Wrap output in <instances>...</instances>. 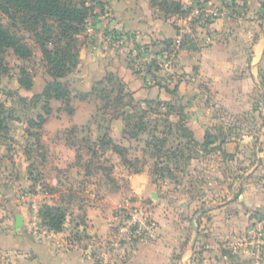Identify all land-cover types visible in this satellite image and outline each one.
I'll use <instances>...</instances> for the list:
<instances>
[{"label":"crops","instance_id":"0c3cea01","mask_svg":"<svg viewBox=\"0 0 264 264\" xmlns=\"http://www.w3.org/2000/svg\"><path fill=\"white\" fill-rule=\"evenodd\" d=\"M96 1V4L92 2V14L76 40L78 62L63 82L70 92L72 112L68 114L60 100L52 99L56 102L50 103L54 116L44 121V135L38 141L41 145L44 143L42 203L60 207L64 212L68 206L74 210L72 214L65 212L61 231L44 230V245L27 237L24 229L18 231L14 226V232L4 231L1 226L5 223L2 221L7 220L6 213L14 207L25 209L20 203L34 201L41 192L16 197L20 187L31 182L24 176L32 156L25 145L17 146L18 149L10 153L6 144L0 142L5 154L10 153L8 156L0 153V264H41L42 258L43 264H99L94 255V244H97V239L109 236L108 222L112 210L126 201L129 193L150 205L156 225L155 236L149 240L141 238L131 248L119 246L115 257L122 254V264H176V257L181 254L178 264L193 263V260L189 262V258L194 237L190 236L189 240V234L179 227L184 219L181 214L184 211L187 216L193 205L179 203L173 198L171 193L176 189L170 187V181L161 177L164 174L156 179L157 174L145 166L136 168L125 164L113 147L124 148L125 157L131 165L132 161L138 160L139 151L144 153L150 141L147 138L141 141L142 147L134 154L131 153L132 145L140 141L141 133L150 130L146 124L152 109H157L152 117H158L152 122L153 134L163 139L164 148H182L187 154L195 143L196 153L188 157L185 155L186 165L198 160H217L219 165L224 166L235 158V142L242 143L248 138L245 134L236 135L235 131L248 129L241 118L253 110L255 92L262 91L259 80L264 75V36L259 37L257 27L230 20L225 16L220 0H180L188 7L197 1L209 9H217L219 17L207 23L191 22V8L184 16L167 19L150 5L149 0ZM172 21L176 22L179 30ZM109 34L116 39L109 40ZM183 35L191 38L197 48L179 49L170 73L144 68L136 71L131 67L127 58L131 48L146 47V54L161 58L159 52L162 45H151L152 39H175ZM106 77L118 79L124 92L131 94L146 112L145 130L137 137L125 133L124 120L115 114L112 104L102 108L103 100L92 94L84 100L79 98L80 94L89 93L100 81H103L104 89H111ZM113 96L114 93L110 92L109 99ZM146 101L151 102L150 106ZM118 109L129 111L127 106ZM97 114L105 119H96ZM15 123L22 127L21 133L15 137L12 135L15 139L22 144L36 142L29 136L27 121ZM183 130L190 137L183 134ZM206 133L213 136L211 145H221L229 157H224L217 150L208 153L204 150L201 144ZM261 137L264 138V134ZM107 154L112 161L122 165L126 175L124 186L111 187L112 183H109V177L113 178L116 169L115 164L103 170L108 171V176L102 170L97 173L90 168L96 159L108 160ZM260 155L261 152L257 155L258 159ZM155 160L162 165V155L155 156ZM95 175L103 177L100 180L102 184L94 179ZM258 206H264V195L255 184L250 183L231 205L218 207L217 210L212 206L204 207L202 211L211 213L212 233L219 234L217 225L221 224L224 214L227 216L232 212L230 221L242 214L243 222H248V211ZM2 211L5 213L3 219ZM20 216L26 224L22 212ZM75 232L79 233L76 238L71 236ZM197 239L200 240V236ZM217 246L213 245L211 252L203 251L198 264H223ZM101 254L104 256L103 252Z\"/></svg>","mask_w":264,"mask_h":264},{"label":"rangeland","instance_id":"374dc122","mask_svg":"<svg viewBox=\"0 0 264 264\" xmlns=\"http://www.w3.org/2000/svg\"><path fill=\"white\" fill-rule=\"evenodd\" d=\"M155 1L160 2L162 0ZM164 1L168 2L169 0ZM220 1L225 8L226 17L244 25L255 26V28L257 27L256 30H259V37L262 34L264 36V0ZM84 2L86 6L91 7L90 12L92 14L94 8L92 2L96 4L98 1L84 0ZM91 14H89L86 19H88ZM0 22L10 34L21 37L30 49V55L23 59L14 55L11 49H7L0 55V117L3 118V123L5 125V128L0 131V142L6 144V148L10 153L18 149L17 146L23 147V145H25L24 147L29 149V151H27L32 156L28 161L26 175L24 176L31 182L28 186H21L17 191L16 197H24L27 193L37 195L41 192V194L35 198L36 200L26 201V204L20 203L25 209L14 207L9 213H6L7 220H1L5 222L1 227L4 231H8V233L14 232V211L19 215H21L22 212L26 224L22 222L20 230L18 231L23 229L26 230L27 237L44 245V230H46L47 227L44 225L39 215L42 206H44L42 203L44 202V143L41 145L38 142L39 138L44 135V123L38 126V115L44 118V99L42 93L46 82L51 80V77L47 73V67L42 58L40 49L34 42L31 34L25 32L18 24H16L15 27L14 23L8 20L2 13H0ZM255 35L256 33L253 34V37H255ZM20 70L25 71L24 76H21ZM24 77L32 82L31 87L28 89L19 87L17 83V79H24ZM67 77L62 78V82L66 81ZM259 84L262 91L257 94L255 92L252 97L253 110L251 112L249 111L241 118L248 129H244V131L240 132L235 131L236 135L245 134L248 138L242 143L235 142V149L237 150L234 154L235 158L232 161L224 163V166L219 165L217 160L213 162L198 160L186 165L185 155L188 157L195 154L197 149L196 146L191 145L186 154L183 152L182 148L176 149L174 146L171 148H164V145L162 146L158 143H154L157 138L152 139L150 137H153V135L154 137H159L158 134H153L154 128L151 127L153 126L152 122L158 119L156 116L152 117L155 114L154 110L157 109H152V113L148 115L149 117L147 120L149 122L146 126L150 127V130L146 131V133H141V136L138 138L140 141H136L132 145L133 151H131V153L134 154L135 150L138 152L142 147L141 141H144L145 138L150 141V146L144 149V153H140L139 151L140 157H138V160L132 161L133 164L131 166L136 168L141 165L147 167L149 171L157 174V177L154 176L156 179L159 178L158 175L161 173L164 174L161 177L165 178V181H170V187L176 189V191L171 193L173 198L179 203H189L193 205V207L189 209L190 212L187 213V216H185L183 211L181 216H183L184 219H182L183 221L179 224L180 230L186 231L189 234V240L190 236L194 237L192 254L189 258V262L193 260L191 264H198L200 254L203 251L211 252V250H214L212 249L213 245H218L217 251L221 254L223 264H264V206H258L248 211V222H243L244 218L242 214L234 217L233 221H230L232 212H229L227 216L224 214L220 220L221 224L217 225L220 235L212 233L213 225L211 222V213L206 210L204 212L202 211L204 207L212 206L217 210L218 207L222 208L231 205V203L246 190L250 183L255 184L260 193L264 195V138L261 137V134H264V75L259 80ZM128 102L129 100L124 101L126 104H128ZM49 103L55 104L56 102L51 100ZM133 114L136 115L137 112ZM49 116H54L52 108L51 113L47 115L46 119H48ZM96 119L102 120L105 118L97 114ZM17 121L28 122L27 131L30 132L29 136H31V138L36 139V142L32 144H25L23 142L24 144H22L19 140L14 138L22 131V127L15 123ZM127 129L130 130V127ZM132 133L136 135L134 130ZM16 142L18 144H16ZM0 151L1 155H10L9 152L5 154L3 147H0ZM259 152H261V158L258 159L257 155H259ZM160 155L163 157V160L160 161L162 165H158L159 161L155 160V156ZM106 157H109L106 161H104V159L94 160L93 163L90 164V166H92L90 168L97 173H100L99 171L102 170V172L108 176V168L111 164H115L116 169H114L113 178L109 177V179H111L109 183L111 182L113 184H110L111 187L117 185L124 186L126 184V175H124L122 165L112 161V158H110L108 154ZM0 165L2 166V160ZM104 169L107 170L103 171ZM218 172L220 173L218 174ZM94 179L102 184V176L95 175ZM128 195L126 200L133 206L142 207L151 220L153 228L152 235H146L143 238L148 240L154 238L156 225L151 216L150 205L145 204L144 200L138 198L136 195L131 193ZM125 202L126 201L122 202L118 207L113 209L112 214H115ZM66 209L65 212L67 211L71 214L74 210L72 206H68ZM110 212L111 210L109 213ZM1 213L3 219L5 213L4 211ZM185 217L188 219L187 223L184 221L186 220ZM191 219L193 222H191ZM109 229L116 233V227L109 226ZM75 234L77 237L79 236L78 232L73 233L71 236L75 237ZM221 234L223 236H221ZM215 235H218L217 239ZM197 236H200V240L197 239ZM134 239L133 237L129 239L127 235L122 237L121 235L117 236L115 234V237H113L111 233L104 239H97V244H94L93 248L95 259L99 264H122L124 260L122 258L123 255L119 254L115 257L118 250L117 248L119 246L131 248V246L136 243ZM113 240H115L116 244H119L118 247L116 244L113 245ZM181 247L183 248V246ZM102 252L104 256H102ZM222 254L224 257H222ZM180 256L181 254H178L176 257V264H178ZM187 261L188 258L185 262ZM43 263L44 258H42L41 261V264Z\"/></svg>","mask_w":264,"mask_h":264},{"label":"trees","instance_id":"16d2710c","mask_svg":"<svg viewBox=\"0 0 264 264\" xmlns=\"http://www.w3.org/2000/svg\"><path fill=\"white\" fill-rule=\"evenodd\" d=\"M149 2L152 7L159 10L167 19L184 16L190 11V7L181 3L180 0H169L168 2L164 0L160 2L149 0ZM194 3L199 2L196 1ZM90 11L91 7L86 6L84 0H0V13L13 22L15 27L16 24H18L25 32L31 34L46 64L47 73L51 77V80L46 82L42 93L45 116L51 113L49 102L52 99L60 100L63 105L62 108L68 114L72 112L70 106V92L64 86L62 78H65L78 62L76 40L85 29L86 18L91 14ZM172 23L175 25V28L179 30V26L176 25V22L172 21ZM173 41L174 39H152L151 45L161 44L162 49L159 54L163 55L165 52H171ZM178 47L179 49L197 48L195 42L185 35L181 37ZM142 48L145 53L146 47ZM7 49H11L13 54L20 59L30 55V49L22 38L10 34L0 22V55ZM153 56L154 57L144 65V69L157 72L159 70L157 55ZM20 74L24 76L25 71L20 70ZM106 81L111 86V89H104V87H102L103 81H100L92 87L89 93L80 94L79 98L84 100L89 94H92L103 100L104 104L102 108H106L112 104L113 109H115V114H119L124 120L125 133L130 137H137L140 132L145 130L144 118L146 112L140 108L139 103L132 98L131 94L124 92L123 84L118 79L106 77ZM17 83L19 87L25 89L30 88L32 85V82L25 77L24 79H17ZM110 92L114 93L112 99H109ZM125 100H129L128 104L124 103ZM146 104L150 106L149 104H151V102L146 101ZM126 106L129 107V111H119L118 108H124ZM135 112H137L136 115L133 114ZM45 116L43 118L41 115H38V126L44 123L43 121L46 120ZM128 127H130V130L127 129ZM4 128L3 118L0 117V131ZM133 130L136 132V135L132 133ZM182 132L188 136L187 132H184V130ZM188 137H190V135ZM212 137L211 134H205L204 141L201 144L204 150L207 153L217 150L220 151L224 157H229V154L221 149V145H211L213 143ZM155 138L156 137L152 139ZM154 143H158L162 146L164 145L162 138H157ZM193 145L195 146V143ZM113 148L122 156L123 162L131 166V162L125 157V149L117 146ZM41 209L39 215L47 229L56 232L61 231L65 220L64 210L60 207L50 205H44ZM76 237L75 234L74 238Z\"/></svg>","mask_w":264,"mask_h":264},{"label":"built area","instance_id":"2783aa9c","mask_svg":"<svg viewBox=\"0 0 264 264\" xmlns=\"http://www.w3.org/2000/svg\"><path fill=\"white\" fill-rule=\"evenodd\" d=\"M192 10L191 13V22L193 23H207L211 22L219 16V11L217 9H209L203 3H193L190 7ZM109 40H114V35H107ZM116 39V38H115ZM181 36H177L172 44V50L169 53H163L160 57H157L158 67L160 70L170 73L174 66L176 53L179 50ZM142 47H133L130 49V52L127 55L128 61L131 67L136 71H141L144 68V65L149 62L153 55L144 53ZM109 226L116 227V233L113 230H110V233L113 237L115 234L121 235L122 237L127 235L128 238H135L134 240H139L146 235H152V223L148 214L140 206H133L127 200L125 203L120 206V209L115 214H112ZM116 244L113 240V245ZM118 247L119 244L117 243ZM115 247V246H114Z\"/></svg>","mask_w":264,"mask_h":264},{"label":"water","instance_id":"95a60500","mask_svg":"<svg viewBox=\"0 0 264 264\" xmlns=\"http://www.w3.org/2000/svg\"><path fill=\"white\" fill-rule=\"evenodd\" d=\"M14 220H15V227L17 230H20V226L22 225V218L19 214H16L14 216ZM195 235H196V230H195Z\"/></svg>","mask_w":264,"mask_h":264}]
</instances>
